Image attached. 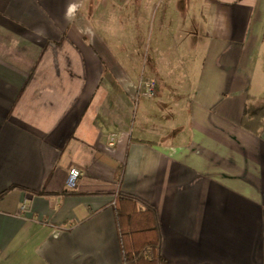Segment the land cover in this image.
<instances>
[{"label":"crops","instance_id":"0c3cea01","mask_svg":"<svg viewBox=\"0 0 264 264\" xmlns=\"http://www.w3.org/2000/svg\"><path fill=\"white\" fill-rule=\"evenodd\" d=\"M147 2L0 0V264H122L118 190L156 209L165 264H264V128L240 123L264 102V0ZM146 8L186 36L176 77L97 23Z\"/></svg>","mask_w":264,"mask_h":264},{"label":"rangeland","instance_id":"374dc122","mask_svg":"<svg viewBox=\"0 0 264 264\" xmlns=\"http://www.w3.org/2000/svg\"><path fill=\"white\" fill-rule=\"evenodd\" d=\"M125 1L131 5L134 4L135 0H124V3ZM154 1L155 0H148L147 3L150 6V2L153 4ZM161 1L163 2L162 5L160 4V0H157L158 3L160 2L159 11L161 10L165 12L168 16L169 9L166 8L164 4L167 3L168 0ZM129 5H127L128 8ZM150 8L142 9V17L140 19L132 18L130 15H132L134 11L129 10V12L125 13L126 16L123 19L115 20L112 18H105L103 20H97V23L104 24L103 29L113 44H119L124 48L126 59L128 61L136 63L138 66H142L146 72L155 68L157 73L160 74L159 76H161L163 80H167L171 76L176 77L180 74L179 70H183V68L173 60L175 57V50H181L182 57L186 59L189 49H186L185 51L184 45H187L188 43L184 45L182 44L186 42V36L175 35L174 31L176 29L174 26H171V24H169L168 27L161 28L163 31L160 30V27L159 29H156L155 25L152 24L153 20L149 18ZM117 13L118 11L112 10L109 7V14L115 15ZM173 22L175 24L176 22H180V20L176 19ZM188 69L190 75H192L194 68L190 67ZM156 89L158 91L157 85Z\"/></svg>","mask_w":264,"mask_h":264},{"label":"trees","instance_id":"16d2710c","mask_svg":"<svg viewBox=\"0 0 264 264\" xmlns=\"http://www.w3.org/2000/svg\"><path fill=\"white\" fill-rule=\"evenodd\" d=\"M264 102L246 106L240 123L247 129L260 133L251 127L257 123L264 128ZM15 187V186H14ZM37 195L53 196L60 193L31 191ZM114 220L119 234L122 264H165L162 254L161 225L156 209L139 197L123 191H116Z\"/></svg>","mask_w":264,"mask_h":264},{"label":"built area","instance_id":"2783aa9c","mask_svg":"<svg viewBox=\"0 0 264 264\" xmlns=\"http://www.w3.org/2000/svg\"><path fill=\"white\" fill-rule=\"evenodd\" d=\"M140 87L142 89V92L147 96H154L157 93L156 85L153 80H142L140 83ZM80 174L81 172L79 168L75 166L69 168L65 179V185L68 189L75 188ZM21 207L23 209L25 208V202Z\"/></svg>","mask_w":264,"mask_h":264}]
</instances>
